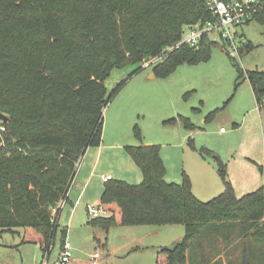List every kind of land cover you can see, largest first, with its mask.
Returning a JSON list of instances; mask_svg holds the SVG:
<instances>
[{"label":"trees","instance_id":"16d2710c","mask_svg":"<svg viewBox=\"0 0 264 264\" xmlns=\"http://www.w3.org/2000/svg\"><path fill=\"white\" fill-rule=\"evenodd\" d=\"M251 4V20L264 25V0ZM212 19L206 0H0V112L8 116L0 120V232L21 227L23 242L50 251L61 210L52 207L67 196L76 161L100 145L104 107L123 83L107 95L111 69L133 63L138 70L179 41L185 26ZM211 43L204 34L197 48L181 45L153 64L154 74L207 61ZM238 72L264 107V70ZM126 151L142 180L104 181L105 226L183 224L182 238L160 246L155 264H200L194 248L206 261L205 244L228 241L237 228L241 263L264 264V184L237 196L222 165L225 190L202 201L184 172L180 182L164 179L158 145H127Z\"/></svg>","mask_w":264,"mask_h":264},{"label":"rangeland","instance_id":"374dc122","mask_svg":"<svg viewBox=\"0 0 264 264\" xmlns=\"http://www.w3.org/2000/svg\"><path fill=\"white\" fill-rule=\"evenodd\" d=\"M234 30L237 45L244 39L239 54L234 56L219 34L211 32V56L207 61L182 63L165 77L151 75L153 62L138 70L139 65L133 63L112 68L104 80L107 95L123 83L104 107L99 150L97 146L88 147L76 161L90 162L97 157L96 176L82 194L76 184L72 185L67 198L57 203L61 210L49 252L43 254L38 243L23 242L21 227L15 232L2 231L0 264H59L63 231L72 247L68 264H91L90 256L95 251L100 254L98 264H155L156 247L172 246L184 235L183 224L105 226L102 218L110 212L99 200L101 174L131 183L142 180L141 170L126 151L127 145H158L167 168L165 178L179 182L184 172L193 194L202 201L225 190L221 163L234 193L241 196L245 188L240 176L245 166L264 162V112L260 118L257 110L249 111L256 102L249 82L239 77L238 67L264 70V25L251 20ZM246 45L250 46L247 52ZM179 115L188 117L195 127H185ZM234 121L239 130L231 135ZM256 168L259 171L260 166ZM87 204L103 208L101 218L93 220ZM237 230L228 243H206L207 258L213 249H219L217 264H222L223 258L232 260ZM192 254L193 260L203 264L198 248Z\"/></svg>","mask_w":264,"mask_h":264},{"label":"built area","instance_id":"2783aa9c","mask_svg":"<svg viewBox=\"0 0 264 264\" xmlns=\"http://www.w3.org/2000/svg\"><path fill=\"white\" fill-rule=\"evenodd\" d=\"M255 1L256 0H206L207 7L213 13L214 19L208 20L204 23L197 22L193 25L185 26L182 30L179 41L164 47L160 54L144 60L145 62L143 65L146 66L150 65L152 62L157 63L161 61L163 57H165L171 51L179 48L183 44L197 48L202 36L204 34L209 35L211 32H216L219 34L223 42L228 45L231 56H234L236 53L239 54L240 45L244 39L241 38L240 45H237V31L234 30V28L251 21L253 15V6L251 3ZM80 163L81 162L75 163V174L80 167ZM72 184L73 181L69 184V189ZM66 198L67 196L60 199L59 201L61 202V200L63 201ZM57 203L52 207L53 212H55L58 208L61 209L60 207H57ZM87 208L93 218L100 217V213L103 211V208H94L90 205H87ZM71 249V244L66 239H64V242L61 245V252L58 260L59 264L70 263L72 254ZM99 258L100 254L98 252H92L90 256L91 264H98Z\"/></svg>","mask_w":264,"mask_h":264},{"label":"crops","instance_id":"0c3cea01","mask_svg":"<svg viewBox=\"0 0 264 264\" xmlns=\"http://www.w3.org/2000/svg\"><path fill=\"white\" fill-rule=\"evenodd\" d=\"M151 75H155L154 72H152ZM251 87V86H250ZM252 90V89H251ZM254 97V96H253ZM257 110L258 112V115L259 117L261 118L262 116V113L264 112V107L262 108H258L256 103H255V106L254 107H250L249 108V111H253L255 112V110ZM237 118H235L236 120ZM233 126H234V129L231 130V135H233V132H237L239 130V125H237V123L234 121L233 122ZM238 126V128H237ZM223 130H221L222 132ZM101 144V143H100ZM98 150H99V146H97ZM161 152V151H160ZM161 154V153H160ZM162 157V155H161ZM163 159V157H162ZM164 162V160H163ZM98 163L97 162V157L94 158L93 160H91L90 162H81L80 163V167L78 168V170L76 171V174H75V177H74V180H73V184L72 185H75L77 186V188H80L81 189V194H82V191L89 185L91 184V180H92V177L93 176H96V169H97V166H98ZM253 163H256V162H253ZM257 165L256 166H260V169L261 171L257 170L256 166L254 165H246L245 166V170L243 173H241V178H240V181L242 183V188H245L243 189L241 192H244L240 195H243L247 192H250V191H253L255 189H257L258 187L262 186L264 184V162H260V163H256ZM165 165V163H164ZM166 172H167V168H166V165H165V175H166ZM79 174V175H78ZM165 175H164V179L166 181H169L165 178ZM78 176V177H77ZM111 175L110 174H107V175H103L101 174L100 177L102 178V183H104V181L106 179H109V178H114V177H110ZM76 181V183H75ZM173 182H177V181H173ZM180 182V181H179ZM251 188H254V189H251ZM71 189V187H70ZM69 189V190H70ZM247 190V191H246ZM101 195V193H100ZM99 200H100V196H99ZM88 205V204H87ZM86 205V206H87ZM110 215V213H109ZM93 218V217H92ZM148 225H153V224H148ZM125 226V225H123ZM128 226V225H126ZM158 229V228H157ZM153 233V232H152ZM151 233V234H152ZM238 237V236H237ZM181 237H179L178 239H176L175 241L181 239ZM239 239H240V236L238 237L237 241H235V243L232 245L233 250H232V253L230 255L232 260H227L226 258H223V261H222V264H242L241 262L243 261L242 259H244L243 255L241 254V246L238 245L239 243ZM217 243L220 242L221 244H224L225 243H228L230 242L229 240L228 241H224L221 237L218 239V241H216ZM132 247H135L136 249H140V248H143V246H139V245H134ZM160 246L156 247V251L157 249L159 248ZM205 247H206V244H205ZM236 248V249H235ZM134 249V248H133ZM156 251H155V256H156ZM239 251V252H238ZM236 254V255H235ZM220 250H216V253H214V251L212 250V252H210L209 254V257L207 258V256L205 255V257L208 259L206 261L203 262V264H217L216 260L220 257ZM221 264V263H220Z\"/></svg>","mask_w":264,"mask_h":264},{"label":"water","instance_id":"95a60500","mask_svg":"<svg viewBox=\"0 0 264 264\" xmlns=\"http://www.w3.org/2000/svg\"><path fill=\"white\" fill-rule=\"evenodd\" d=\"M8 119V116L2 112H0V120H7ZM220 168L223 169V166L222 164L220 163L219 164ZM261 171V169H259Z\"/></svg>","mask_w":264,"mask_h":264}]
</instances>
